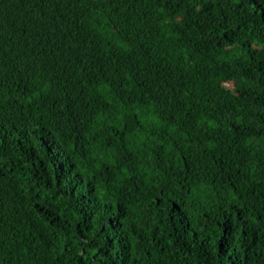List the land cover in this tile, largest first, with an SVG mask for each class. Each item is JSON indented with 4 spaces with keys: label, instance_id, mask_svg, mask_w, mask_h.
I'll return each instance as SVG.
<instances>
[{
    "label": "trees",
    "instance_id": "1",
    "mask_svg": "<svg viewBox=\"0 0 264 264\" xmlns=\"http://www.w3.org/2000/svg\"><path fill=\"white\" fill-rule=\"evenodd\" d=\"M0 264H264V0H0Z\"/></svg>",
    "mask_w": 264,
    "mask_h": 264
}]
</instances>
